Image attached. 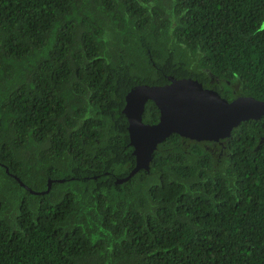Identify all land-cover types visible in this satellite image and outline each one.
Instances as JSON below:
<instances>
[{
  "label": "trees",
  "instance_id": "obj_1",
  "mask_svg": "<svg viewBox=\"0 0 264 264\" xmlns=\"http://www.w3.org/2000/svg\"><path fill=\"white\" fill-rule=\"evenodd\" d=\"M169 77L264 101V0H0V264H264V117L115 184Z\"/></svg>",
  "mask_w": 264,
  "mask_h": 264
},
{
  "label": "water",
  "instance_id": "obj_2",
  "mask_svg": "<svg viewBox=\"0 0 264 264\" xmlns=\"http://www.w3.org/2000/svg\"><path fill=\"white\" fill-rule=\"evenodd\" d=\"M168 81L163 86L137 85L126 94L122 113L128 123L135 166L126 177L116 179V185L126 183L141 170L148 171L156 147L172 134L197 142H218L229 138L240 123L264 117V101L245 96L227 101L197 80L169 77ZM148 101H152L159 111L155 124L142 122ZM13 177L25 187L16 176ZM50 184L42 193L25 188L34 194H47Z\"/></svg>",
  "mask_w": 264,
  "mask_h": 264
},
{
  "label": "clouds",
  "instance_id": "obj_3",
  "mask_svg": "<svg viewBox=\"0 0 264 264\" xmlns=\"http://www.w3.org/2000/svg\"><path fill=\"white\" fill-rule=\"evenodd\" d=\"M136 175V174H135ZM132 178V177H131ZM63 181V180H62Z\"/></svg>",
  "mask_w": 264,
  "mask_h": 264
}]
</instances>
